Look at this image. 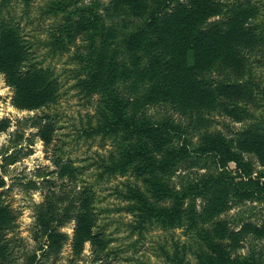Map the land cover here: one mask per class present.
<instances>
[{"label":"rangeland","instance_id":"1","mask_svg":"<svg viewBox=\"0 0 264 264\" xmlns=\"http://www.w3.org/2000/svg\"><path fill=\"white\" fill-rule=\"evenodd\" d=\"M92 1L81 0L85 5H91ZM99 1L97 12L103 15L111 0ZM177 1L186 4L193 0H175L167 8L172 9ZM206 1L209 11L213 10V3H224V7L218 5L221 11L214 15L212 12L207 18L204 26H210L214 20L226 19L229 13L225 8L241 0ZM246 1L259 2L264 12V0ZM47 2L0 0V24L4 22L17 28L23 45L31 52L25 67L50 68L49 78L56 85L41 105L27 108L19 106L15 86L0 71V177L3 180L0 264H174L172 254L196 264L191 253L198 250L199 242L186 229L187 221L178 228L166 230L149 222L140 225L138 204L126 196L128 189L136 186L145 191L141 179L128 175L100 176L102 160L112 148V139L89 129L98 123L97 96L88 95L79 84L88 42L78 34L75 42L58 48L52 46V31L62 17L50 18ZM249 23V19L245 20L246 25ZM257 23L264 27V13ZM118 38L121 40L122 36ZM190 64L197 77L209 73L213 77L216 67L213 62ZM254 67L256 79L264 87V65L254 63ZM216 79L240 81L242 68L233 64L225 66ZM142 89L140 83L131 81L120 85L121 94L126 98H132ZM257 102H262L261 107L252 109L247 105L253 113L244 120L237 117L239 112L220 114L210 108L199 114L172 101L147 104L145 108L154 118L170 117L182 129L191 151L169 177L176 188L189 182L195 186L191 201L195 203L200 224L211 227L225 222L228 230L224 240L231 254L253 253L259 264H264V203L246 201L234 205L231 191L215 182L220 174L235 167L234 162L229 161L227 168L216 167L211 156L199 153L213 148V134L258 144L257 133H249V127L260 126L264 115V101ZM261 147L262 153L255 147L239 152L248 162L252 176L264 180V144ZM63 164H68V170L61 168ZM84 190L94 192L92 206L97 227L93 232L99 235L84 240L78 248L74 232L76 219L83 211ZM217 201L222 203L216 206Z\"/></svg>","mask_w":264,"mask_h":264},{"label":"trees","instance_id":"2","mask_svg":"<svg viewBox=\"0 0 264 264\" xmlns=\"http://www.w3.org/2000/svg\"><path fill=\"white\" fill-rule=\"evenodd\" d=\"M172 1L175 0H111L102 15L97 12L99 0H93L91 5L81 0H49L48 16L62 17L52 31L50 43L58 48L75 42L78 34L88 42L79 84L88 95L97 96L98 123L89 129L112 139V148L102 160L100 176L128 175L141 179L145 191L136 186L133 190L129 188L126 196L138 204L140 225L149 222L166 230L178 228L187 221L186 229L199 242L198 250L191 253L196 264H259L253 253L231 254L224 240L228 230L225 222L211 227L200 224L195 203L191 201L195 186L190 182L179 188L171 184L169 175L191 150L180 125L165 115L154 118L145 106L172 101L199 114L210 108L220 114L239 112L237 117L241 120L253 113L248 104L252 109L261 107L262 102L257 101H264V87L256 79L254 63L264 65V27L257 23L264 13L263 6L241 0L225 8L229 13L226 19L204 26L212 12L214 15L221 11L218 5L224 7L223 2L213 3V10L209 11L206 0L186 4L177 1L172 9L167 8ZM247 19L249 25L245 24ZM21 38L17 28L4 22L0 24V71L15 86L19 106L36 108L56 85L49 78L50 68L25 67L31 52ZM212 62L216 65L213 77L210 73L197 77L190 64ZM230 64L242 68V79L217 80L223 68ZM130 81L140 83L143 89L126 98L121 94L120 85ZM259 124V127H249V133H257L258 144L213 134V148L199 152L211 156L216 167L227 168L229 161L234 162L233 169L215 178V182L231 191L234 205L246 201L264 203V180L252 176L248 162L240 153L249 147L262 153L264 115ZM67 165L61 168L66 171ZM2 184L0 177V187ZM84 192L83 211L76 219L74 232L78 248L84 240L99 235L93 232L97 227L92 206L94 192ZM221 203L217 201L215 205ZM2 210L0 207V215ZM172 256L174 264H189L188 259L186 262L178 255Z\"/></svg>","mask_w":264,"mask_h":264}]
</instances>
